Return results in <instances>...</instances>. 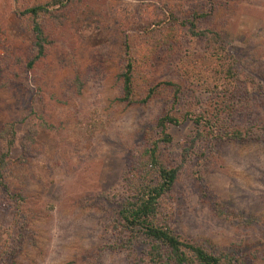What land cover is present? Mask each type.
Masks as SVG:
<instances>
[{
  "label": "rangeland",
  "instance_id": "rangeland-1",
  "mask_svg": "<svg viewBox=\"0 0 264 264\" xmlns=\"http://www.w3.org/2000/svg\"><path fill=\"white\" fill-rule=\"evenodd\" d=\"M27 1L32 0H0V59L10 57L1 65L0 81L10 77L11 70L18 74L0 84V123L16 119L4 181L24 195L27 222L17 240V225H12L9 213L12 203L0 191V242L9 229L10 246L20 244L13 264H147L138 248L104 247L113 234L112 203L103 195L111 199L122 193L121 171L141 150L164 104L159 97L142 104L114 99L124 34L153 26L161 12L184 18L205 1L214 3L198 25L219 30L240 62L239 71L264 84V0H96L53 28V45L32 69H25L13 65L11 58L14 54L26 58L33 39L26 21L14 10L16 2L21 8ZM212 61L203 40L183 27L165 36L145 73L154 80L187 85L181 72L185 67ZM249 101L242 121L264 124V90ZM41 121L51 126H42ZM29 127L35 130L34 141L29 152L19 156V139ZM169 130L172 140L162 153L174 164L191 125L183 121ZM196 152L179 168L165 198L170 224L184 238L238 245L254 256L256 264H264V131L242 142L216 141L200 165ZM202 185L227 216L212 211L201 196Z\"/></svg>",
  "mask_w": 264,
  "mask_h": 264
},
{
  "label": "trees",
  "instance_id": "trees-1",
  "mask_svg": "<svg viewBox=\"0 0 264 264\" xmlns=\"http://www.w3.org/2000/svg\"><path fill=\"white\" fill-rule=\"evenodd\" d=\"M94 1L32 0L21 8L16 2L14 10L26 21L33 39L28 45V56L23 58L14 54L11 63L32 69L55 42L53 28L66 24L77 10ZM214 5L205 1L200 9L190 10L184 18L171 11L161 12L153 26L145 25L125 33L122 40L121 62L114 76L117 88L114 99L124 104H142L159 97L164 104L163 112L155 117L141 150L121 171L122 193L111 199L103 195L108 203H112L109 224L113 234L104 247L109 250L138 248L139 257L147 264H256L254 256L238 245H217L182 237L170 224L164 205L178 170L190 159V153L197 150L195 158L200 165L205 156L213 152L216 141L242 142L257 138L264 131L263 123L249 119L242 121L241 117L243 108L250 104V97L263 91L264 84L257 82L253 75L239 71L240 62L228 49L219 30L213 26L200 27L197 23L212 12ZM183 27L203 40L204 50L212 55L213 61L194 62L185 67L181 72L187 85L171 79L149 78L145 71L150 69L165 36L181 31ZM8 60L7 55L1 57L0 69ZM10 73V77L18 78L16 71ZM10 77L4 76L0 84L6 85ZM73 82L78 87L76 77ZM15 121L0 123V191L12 203L9 213L12 225H17L15 237L18 240L27 223L22 208L24 195L19 190H11L4 181L15 142ZM183 121L190 123L191 134L172 164L167 162L162 149L172 140L169 127ZM40 125L51 126L44 121ZM34 134V128L29 127L20 137L19 156L29 152ZM198 177L203 180V174ZM201 188V196L212 211L227 216L218 199L203 185ZM9 236L10 230L5 229L4 239L0 242V264H13L14 254L20 246L19 243L10 246Z\"/></svg>",
  "mask_w": 264,
  "mask_h": 264
}]
</instances>
